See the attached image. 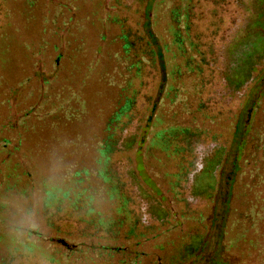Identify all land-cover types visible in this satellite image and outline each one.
<instances>
[{
  "label": "trees",
  "instance_id": "trees-1",
  "mask_svg": "<svg viewBox=\"0 0 264 264\" xmlns=\"http://www.w3.org/2000/svg\"><path fill=\"white\" fill-rule=\"evenodd\" d=\"M7 1L0 0V51L4 55L12 39L14 10ZM18 1L23 23L32 25L38 9L35 0ZM263 4L264 0H101L97 7V15L100 14L96 23L101 30L96 48L88 52L77 33L78 46L69 54L56 46L50 51L44 49V28L49 20L42 19L38 46L26 50L31 61L30 73L16 76L13 86L4 87L7 99L15 91L14 86L32 77L41 78L42 74H46V79L41 85L47 88L57 76L58 63L63 58L71 61L84 56L80 72L83 81L93 63L98 64L104 58L103 48H111L106 55L112 67L99 75L113 95L108 116L89 146L80 145L77 135L69 139L73 150L82 147L97 156L96 169L94 165L77 162L68 163L63 169V177L69 184H88L81 175L97 180L92 186L83 187L73 201L58 202L49 192L40 200L41 216L54 233L53 243L60 246L64 264L73 256L78 264H135L138 257L135 247L140 239L158 236L159 232L168 234L178 230L181 221L200 218L194 203L203 201L204 196L193 195L191 201L184 186L189 176L204 169L203 163H210L217 153L222 161L226 140L213 127L224 123L236 128L242 114L245 116L242 123L245 126L248 123L249 129L240 149L243 151L233 154L230 162L224 198L228 209L225 215L229 212L233 218L224 219L217 228L221 240L211 256L204 260L211 239L208 229L196 226L189 227L181 236L177 253L169 262L231 264L222 257V252L235 248L258 221H264V47L259 46L262 41L257 44L255 37L256 32L264 35ZM159 6L163 22L156 16ZM78 10L77 5L56 2L48 17L52 23L48 24L56 26L54 22L59 19L61 30H82L84 18ZM49 63L51 67L45 69ZM6 73V67H0V81ZM48 90L39 87L35 103L15 118L21 128L32 111L36 122L49 128H65L80 118L82 109L72 89ZM253 109L257 117L250 126L248 118ZM160 111L181 119L172 128L170 140L160 139L165 149L171 148V159L166 164L174 170L175 179L172 202L176 210L172 219L170 208L160 206V201L166 199L163 196L154 204L164 215L151 217L148 207L153 202H144L139 195V167H134L127 156L117 157L131 149L136 155L141 153L152 121ZM9 145L6 137L0 138V146L6 153ZM22 175L29 177L27 169H22ZM237 179L239 188L254 194L248 196L242 212L235 204L231 208ZM261 187L263 190L256 192ZM24 194L25 190L20 198ZM95 201L108 204L114 219H105L95 211L91 206ZM195 238L197 243L193 241ZM259 258L260 264H264V243ZM14 259L9 252L0 254V264H13ZM47 260L48 264H60L53 257Z\"/></svg>",
  "mask_w": 264,
  "mask_h": 264
},
{
  "label": "rangeland",
  "instance_id": "rangeland-1",
  "mask_svg": "<svg viewBox=\"0 0 264 264\" xmlns=\"http://www.w3.org/2000/svg\"><path fill=\"white\" fill-rule=\"evenodd\" d=\"M103 1V0H102ZM13 10L11 17L12 39L9 41V51L6 55L0 51V67H6V76L0 81V138L6 137L10 145L7 147V153L0 146V203L4 200H12L20 198L21 192L25 190L23 200L27 201L28 207L35 205L39 230L34 233L39 238L40 251L48 257H53L60 264H64L61 248L58 244H54V233L47 226L46 221L41 216L40 200L46 198L45 195L49 192L48 182L51 175V169L57 161L62 162L61 169L58 173L60 180L54 191L51 192L52 199H57L58 202L66 203L73 201L74 197L83 187L92 186L97 180L81 175V179L88 184L73 185L66 182L63 177V169L68 163L77 162L83 166L94 165L97 156L90 153L85 148L73 150L69 139L72 135L78 136L80 145L91 144L93 137L99 134L108 113L110 105L113 101V95L109 85L100 80V73L105 69H110L112 64L107 59V53L110 52V47L105 46L102 50L104 58L94 64L88 77L82 81L80 72L83 70L84 56H77L74 59L63 58L58 63V71L55 79H52L47 88L42 86V80L46 74H42L41 78H31L27 82L20 83L18 87L14 86L15 91L7 99L5 86H13V78L16 76H24L30 73V64L26 50L30 46H38L39 35L42 27L40 23L43 18L49 20L44 29L43 35L46 46L44 49L50 51L53 46L64 50L67 54L78 46L76 34H81L85 48L90 52L95 49L97 44V35L101 30L100 25H97V7L101 0H35L37 11L34 12L35 22L29 25L24 24L19 13L21 2L18 0H8ZM56 2L61 4L79 6L78 13L83 16V29H60V20H56V26H51L52 23L48 18L53 12V6ZM158 2V1H157ZM264 15V4L262 6ZM65 12V10L63 11ZM157 18L163 22V10L159 6L156 12ZM40 19V20H39ZM53 27V28H52ZM67 27V26H66ZM262 32L255 34L257 44L264 47V35ZM42 36V35H41ZM53 56V55H52ZM50 62V60H49ZM51 67L50 63L45 66V69ZM237 70V69H236ZM43 77V78H42ZM49 80V79H47ZM53 89L64 88L72 89L76 95L77 103H79L82 114L80 118L70 123L67 127L55 126L49 128V125H40L31 115L26 118L23 128L19 126V122H15V118L24 110H27L37 100L38 88ZM257 89V87H256ZM254 89V91H256ZM253 99V95L250 96ZM256 111L251 110L249 114V123L254 117ZM244 114L241 115L240 121L236 125H228L224 123L216 124L213 130L221 138L226 140V151L222 161L220 154L217 153L214 159L203 166L206 167L196 174L189 176V181L184 188L193 201L191 196L202 194L203 201H195L194 209L201 213V217L189 218L181 221V226L176 231H171L168 234L158 233V236L148 235L140 239V244L135 247L138 257L135 264H170L169 259L177 253L178 243L181 236L189 227L204 226L208 229L210 238L209 247L205 250L204 260L207 255L211 256V251L219 246L221 238L216 230L219 225H222L224 219L231 221L232 215L229 212L225 215L227 207L224 206L225 193L227 191L226 182L229 179L228 173L230 170V162L233 156L239 154L243 141L246 140V130L249 129V124L245 126ZM181 119L166 114L160 111L156 118L152 121V127L147 136L144 147L140 154H134V149L124 152L117 157L127 156L131 159L133 166L139 167L137 176L139 180L140 199L146 202H153L148 207L151 217L154 219L161 218L164 214L159 211L154 202L161 200V196L166 197L160 201V206L169 209V216L172 219L173 212L176 210L172 200V188L175 179L172 176L174 170L167 165L168 159H171V148L165 149L160 143V139H169L172 128H175ZM186 122V121H184ZM187 123H184L186 126ZM239 148H236V147ZM71 147V148H70ZM13 148L15 151L11 152ZM10 152V153H9ZM235 154V155H233ZM221 161L217 167H215ZM21 164V165H20ZM95 169L96 166L94 165ZM27 169L29 177L22 175V169ZM238 180L234 184L231 208L237 206L238 211L242 212L245 202L249 199L248 196H253V192H247L243 188H239ZM244 182V180L242 181ZM259 188L257 191H262ZM210 197V198H208ZM203 202V203H201ZM60 203V204H62ZM99 203V204H98ZM93 202L92 208L99 212L105 219L113 218V209L108 204ZM4 212V208L0 206V213ZM188 240V239H187ZM191 241V240H190ZM197 243V238L193 239ZM264 243V221H258L255 229L246 234L244 240H240L236 247L231 250L222 252V257L231 264H260L259 253L262 250ZM8 252L6 244L0 238V254ZM75 256L69 258L68 264H78ZM203 261L200 262L202 264Z\"/></svg>",
  "mask_w": 264,
  "mask_h": 264
},
{
  "label": "clouds",
  "instance_id": "clouds-1",
  "mask_svg": "<svg viewBox=\"0 0 264 264\" xmlns=\"http://www.w3.org/2000/svg\"><path fill=\"white\" fill-rule=\"evenodd\" d=\"M61 166L62 162L57 161L51 169L49 194L57 187ZM0 206L4 208L0 213V238L15 258L13 264H48L40 251L39 238L34 235L39 230L35 205L30 208L23 198H14L4 200Z\"/></svg>",
  "mask_w": 264,
  "mask_h": 264
}]
</instances>
